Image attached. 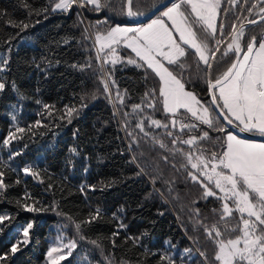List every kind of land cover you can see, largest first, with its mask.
Listing matches in <instances>:
<instances>
[{
  "label": "trees",
  "instance_id": "1",
  "mask_svg": "<svg viewBox=\"0 0 264 264\" xmlns=\"http://www.w3.org/2000/svg\"><path fill=\"white\" fill-rule=\"evenodd\" d=\"M25 2L31 8L40 10L48 6L49 0H0V10L7 13L6 17L0 19V56L10 61V70L3 75L8 81H15L18 89L13 91L10 86H6L0 94V142L15 126L27 128L39 119L45 127L34 129L37 132L34 137L30 133L22 134L24 139L13 141L11 146L0 143V165L4 166L0 170L5 171V182L10 185L4 197H0V216L11 217L9 221H5L4 231L0 233V254L8 252L11 245L21 238L20 228L32 222L30 243L11 256L8 264H46L47 249L51 238L58 231L78 239L74 225L67 217L80 222L88 217L91 210L99 207L102 219L92 225L82 226L86 239L78 240L73 255L61 264H121L122 261L126 264H158L159 255L152 253L171 255L177 264H202L203 258L199 256L197 249L206 253L210 264H217L214 261L215 245L206 238L202 228L194 231L193 224L196 219L209 226L217 223L219 215L214 214L211 209L219 208L220 202L214 198H209L211 202L201 199L203 190L199 184L193 183L190 178L185 180L187 173L180 168L184 162L182 157L179 154L172 157L158 145L153 146L149 140L147 143L141 141L135 153L137 162L147 175L137 176L139 169L135 164L129 163L133 153L128 151V140L122 130L123 113H131V106L141 103L146 89L158 90V78L148 70L145 80L144 69L124 63L117 64L112 72L116 84H110L113 103L106 98L103 85L92 70L80 72L72 67L74 64L83 65L91 58L93 69L98 72L93 47L96 31L106 32L116 24H141L147 20L136 22L118 14L115 0L114 10L96 12L92 6L79 7L74 4L67 12H49L47 19L35 14L29 17L28 8L23 6ZM256 2L257 0H248L245 4L244 0H240L235 10L228 13L229 26L225 28V33L231 30V23H236L238 27L241 22L260 17L258 9H253L251 15L247 11ZM225 8L232 6L222 0L221 16L224 15ZM9 19L34 26L21 31L11 27L7 23ZM36 20L40 23H36ZM98 21L107 22L92 27ZM217 24L219 25V18ZM262 34L264 21L245 27L244 40ZM86 36L89 38L85 39ZM65 40L68 41L67 44L64 43ZM244 40L241 41L242 44ZM228 42L226 35L224 43L220 45L221 51ZM118 51L125 60L129 56L134 57V53L124 46H119ZM49 62L51 67H48ZM37 65L40 69H47V73L38 69ZM185 66H190L185 77L191 79L192 89L204 103H210L206 84L197 79L198 75L203 76V72H198L197 60L191 52L185 60ZM105 67L110 71L112 69L110 64ZM226 67L227 64L223 67L214 64L212 77L215 78ZM117 87L121 93L127 90L122 109L115 99ZM20 94H23L24 99H19ZM93 95L95 99L92 98ZM37 100L41 103L37 104ZM44 104L54 106L51 116L47 115ZM82 104L87 106L81 108ZM13 105L17 107L13 108ZM65 105L80 109L79 115L71 124L58 118ZM117 109H120L119 114L114 116ZM144 112L153 114V110L149 108H145ZM9 113L16 115V121L11 120ZM154 118L165 122L167 120L159 103ZM129 119L134 128L136 120L131 117ZM220 121L227 131H231L222 118ZM145 126L147 127V122ZM151 131L157 135L163 132L162 129ZM209 131L213 139L224 135ZM183 138L187 139L188 135H183ZM160 139L172 147L170 138L160 135ZM25 144L28 145L27 148L24 147ZM70 147H76L78 154L70 153ZM180 147L188 149L187 145ZM16 151H21V155L11 157L10 154ZM141 152L143 155H140ZM164 156L169 157L168 163L163 160ZM173 163L175 167L172 166ZM29 165L40 173L39 178L25 175L21 171ZM154 176L159 177L155 184L159 192L154 190L151 183L150 178ZM41 179L43 183L40 182ZM17 180L20 181L18 184ZM110 181L115 183L105 187ZM165 181L171 183V195L168 192L169 184ZM87 185H95L97 190L92 191ZM81 186H85L84 192L80 191ZM160 193H163V198ZM26 194L31 197L27 203L36 201L38 207L47 210L32 213L24 211L16 201L23 202ZM197 208L200 209L199 217L195 213ZM160 212L164 214L160 215ZM113 213L119 219H113ZM237 219L238 215L228 219V226H234ZM121 222L127 228L119 229V235L113 237L112 234L118 230ZM64 224H68V228L62 229ZM220 227L223 231L224 225L220 224ZM142 233L146 235L142 236L139 244L125 240L126 236L136 237ZM189 237L193 239L190 240ZM113 239L115 247L112 245ZM91 240H97L99 248L91 244ZM165 240H170L175 247L165 244ZM188 247L193 249L192 253L182 256L183 250Z\"/></svg>",
  "mask_w": 264,
  "mask_h": 264
},
{
  "label": "snow or ice",
  "instance_id": "2",
  "mask_svg": "<svg viewBox=\"0 0 264 264\" xmlns=\"http://www.w3.org/2000/svg\"><path fill=\"white\" fill-rule=\"evenodd\" d=\"M226 2L232 8L223 9L224 15L221 16L222 0H115L118 14L127 17H147V22L135 27L116 24L109 27L106 32L96 31L93 47L96 51L95 60L98 62L99 71L93 69L91 58L83 65L74 64L72 67L80 72L92 70L93 74L99 77L106 98L113 103L110 84H116L112 72L117 64L124 63L144 69L145 80L148 70L158 78V90L146 89L141 97V103L133 104L131 113H123L122 130L126 133L128 151L133 153L129 163L135 164L139 169L137 176L147 175L145 169L137 162L135 154L141 141L147 143L151 140L153 146L158 145L172 157L179 154L184 161L180 168L187 173L185 180L190 178L193 183L199 184L203 190L201 199L211 202L209 198H214L220 202L219 208L211 209L214 214L219 215L220 219L217 223L209 226L196 219L193 224L194 231L202 228L206 238L215 245L214 261L217 264H264V142L241 139L233 132L227 131L220 121L222 117L227 125L235 126L240 132L255 133L264 137V34L253 35L244 40L245 28L242 22L239 27L236 23H231V30L225 33V28L229 26L228 13L235 10L240 0H226ZM244 3L247 4L248 0H244ZM74 4L79 7L92 6L96 12L105 9L114 10V0H103V2L102 0H49L48 6L40 10L31 8L26 2L23 6L28 8L29 17L35 14L47 19L49 12H67ZM253 9H258V13L261 14L260 21H264V0H257L247 8L250 15ZM6 16L7 13L0 10V19ZM106 22L98 21L97 25L92 27ZM7 23L21 31L34 26L24 21L14 22L11 19L7 20ZM36 23L40 21L36 20ZM248 23L255 25L257 21L250 19ZM87 31L86 28L85 32ZM226 35L229 42L221 51L220 45L224 43ZM242 40H244L243 44ZM6 42L10 43V41ZM64 43L67 44L68 41L65 40ZM120 45L130 49L131 53H134V58L131 56L126 60L122 58L118 52ZM189 52L197 60L198 72H203V76L198 75L197 79L206 84V91L211 97L208 104L202 102V98L191 87V79L185 77V72L190 71V66L187 68L185 66ZM109 64L112 66L111 71L105 67ZM214 64L217 67L227 64L226 69L215 78L212 77ZM9 65V59L0 56V94L4 92L6 86L18 91L15 81H8L3 75L10 70ZM201 65L204 67L201 68ZM51 66L49 62L48 67ZM37 68L40 69V66L37 65ZM40 70L47 73V69ZM125 95L127 90L121 93L119 88H116L115 99L119 101L121 109L124 107ZM92 98L95 99V95ZM19 99H24L23 94H20ZM36 103L40 104L41 101L37 100ZM158 103L162 106V112L167 118L166 122L154 118ZM86 106L82 104L81 108ZM12 107L15 108L17 105ZM53 107L48 104L43 105L48 116L52 115ZM145 108L152 109L153 114L145 113ZM119 111L120 109H117L113 115H118ZM79 112L80 109L76 106L65 105L58 118L67 120V123L71 124ZM9 114L11 120L16 121V115ZM129 117L136 120L134 128L131 127ZM43 127L45 125L39 119L27 128L15 126L0 143L11 146L13 141L24 139L22 134L30 133L34 137L37 135L35 130ZM152 129H162L160 135L170 138L172 147L164 143L160 135L154 134ZM176 129L178 131H175ZM209 130L224 135L213 139ZM183 135H188V138L184 139ZM180 145H187L188 149L185 150ZM24 147L27 148L28 145L25 144ZM69 152L73 155L78 154L76 147H70ZM19 155L21 151L10 154L11 157ZM140 155L143 153L141 152ZM163 160L168 163L169 157L164 156ZM172 166L175 167V164L173 163ZM2 167L4 166L0 165V168ZM21 171L33 178L40 177V173L34 171L31 165L22 168ZM5 175V171L0 170V197H4L10 187L5 182ZM150 179L154 190L159 192V189L155 188L159 177L154 176ZM19 182L16 181L17 184ZM40 182L43 183V180L41 179ZM113 183L115 181H110L105 187H110ZM165 183L169 184L168 192L171 195L173 191L171 183L167 181ZM86 187L92 191L97 190L95 185ZM80 191L84 192L85 186H81ZM160 194L163 198V193ZM28 199L31 197L26 194L23 202L17 200L16 203L30 213L47 210L38 207L36 201L27 203ZM195 213L199 217L200 209L197 208ZM234 215H238L237 222L229 227L227 221ZM112 216L113 219H119L116 213ZM10 219L11 217L7 215L0 216V233L4 231L5 221ZM67 219L74 225L78 239L58 234L47 250V264H61L62 261L68 260L77 248L78 240L86 239L82 233V226L92 225L102 219V210L96 207L80 222L74 221L70 216ZM220 224L224 225L223 231ZM68 226L64 224L61 228L65 229ZM32 228V222L20 228L21 238L11 245L8 252L0 254V264H8L11 256L30 243ZM126 228V224L119 223L118 230L112 236H118L119 229ZM143 235L146 233L136 237L126 236L125 240L139 244ZM189 239L193 238L189 237ZM89 242L99 248L97 240ZM164 243L171 245L170 240H165ZM112 245L116 246L115 239L112 240ZM145 251L147 253V249ZM192 251L191 247L185 248L182 256ZM196 251L203 258L202 264H210L205 252L199 249ZM152 255H159L158 264H177L176 259L171 255L164 253H152ZM121 264L126 262L122 261Z\"/></svg>",
  "mask_w": 264,
  "mask_h": 264
},
{
  "label": "water",
  "instance_id": "3",
  "mask_svg": "<svg viewBox=\"0 0 264 264\" xmlns=\"http://www.w3.org/2000/svg\"><path fill=\"white\" fill-rule=\"evenodd\" d=\"M130 20L132 21H136V22H142V21H145L147 20V17H128ZM257 21V23L261 22L260 21V17L256 18L255 19ZM256 23V24H257ZM244 24V28L247 27V26H250L251 24L248 23V21H245L243 22ZM239 27V26H238ZM211 98V97H210ZM222 118V117H221ZM223 120V118H222ZM225 124L227 125V123L225 122ZM228 128L234 132L235 134L243 137V138H246V139H253V140H264V137H261L259 136L258 134H255V133H249V132H240L238 128H236L235 126H230V125H227Z\"/></svg>",
  "mask_w": 264,
  "mask_h": 264
},
{
  "label": "rangeland",
  "instance_id": "4",
  "mask_svg": "<svg viewBox=\"0 0 264 264\" xmlns=\"http://www.w3.org/2000/svg\"><path fill=\"white\" fill-rule=\"evenodd\" d=\"M154 18V17H153ZM146 23V22H145ZM120 46H123V45H120ZM119 47V46H118ZM119 52V51H118ZM119 54L121 55V53L119 52ZM122 57V56H121ZM134 58V57H133ZM197 94V93H196ZM203 102V101H202ZM233 134H235V133H233ZM236 135V134H235ZM239 137V136H238ZM239 138H241V139H244V138H242V137H239ZM248 140H252V139H248ZM254 141H257V142H264V140H254ZM58 234H63V235H65V236H67L68 238H74L73 236H70V235H68L67 233H64L63 231H58L52 238H51V242H50V244H49V247L52 245V243L56 240V237H57V235ZM48 247V248H49ZM48 250V249H47ZM46 260H47V256H46ZM47 264V263H46ZM93 264V263H92ZM94 264H97V263H94Z\"/></svg>",
  "mask_w": 264,
  "mask_h": 264
},
{
  "label": "crops",
  "instance_id": "5",
  "mask_svg": "<svg viewBox=\"0 0 264 264\" xmlns=\"http://www.w3.org/2000/svg\"><path fill=\"white\" fill-rule=\"evenodd\" d=\"M142 24V23H141ZM138 25H140V24H123V25H121V26H129V27H135V26H138ZM232 132V131H231ZM234 133V132H233ZM237 135V134H236ZM239 136V135H238ZM239 137H241V136H239ZM243 138V137H242ZM244 139H246V138H244ZM253 140V139H252Z\"/></svg>",
  "mask_w": 264,
  "mask_h": 264
}]
</instances>
